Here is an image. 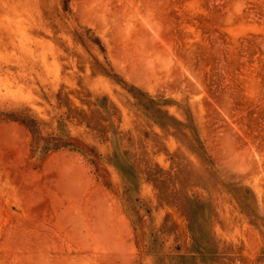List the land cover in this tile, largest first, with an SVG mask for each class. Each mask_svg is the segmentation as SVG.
<instances>
[{
  "label": "rangeland",
  "instance_id": "374dc122",
  "mask_svg": "<svg viewBox=\"0 0 264 264\" xmlns=\"http://www.w3.org/2000/svg\"><path fill=\"white\" fill-rule=\"evenodd\" d=\"M0 264H264V0H0Z\"/></svg>",
  "mask_w": 264,
  "mask_h": 264
}]
</instances>
